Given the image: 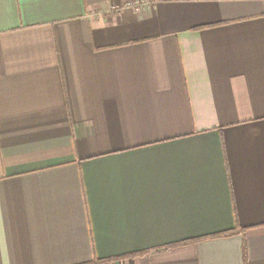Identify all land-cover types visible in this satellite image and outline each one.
I'll use <instances>...</instances> for the list:
<instances>
[{
  "label": "crops",
  "instance_id": "obj_1",
  "mask_svg": "<svg viewBox=\"0 0 264 264\" xmlns=\"http://www.w3.org/2000/svg\"><path fill=\"white\" fill-rule=\"evenodd\" d=\"M243 245L264 264V0H0V264Z\"/></svg>",
  "mask_w": 264,
  "mask_h": 264
},
{
  "label": "trees",
  "instance_id": "obj_2",
  "mask_svg": "<svg viewBox=\"0 0 264 264\" xmlns=\"http://www.w3.org/2000/svg\"><path fill=\"white\" fill-rule=\"evenodd\" d=\"M244 228H241L239 227V225L237 224V222L235 221V225H234V228L233 229H230V230H226V231H222V232H217V233H213V234H210L209 236L210 237H214V236H226V235H231V234H234V233H237V231L239 230H243ZM190 241V240H189ZM183 242H186V241H183ZM242 251H243V259H244V264H245V247L243 245L242 247ZM139 254V252H132V253H128L127 255L125 256H135ZM100 260L98 261H95V260H92V261H88V262H83V263H78V264H98Z\"/></svg>",
  "mask_w": 264,
  "mask_h": 264
}]
</instances>
